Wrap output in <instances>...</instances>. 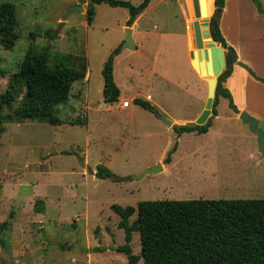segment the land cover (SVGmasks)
<instances>
[{
	"label": "rangeland",
	"instance_id": "rangeland-1",
	"mask_svg": "<svg viewBox=\"0 0 264 264\" xmlns=\"http://www.w3.org/2000/svg\"><path fill=\"white\" fill-rule=\"evenodd\" d=\"M9 1L17 7L19 38L11 49L0 46V92L27 53L33 61L45 48L51 65L86 68V76L73 83L69 100L58 105L59 124L27 119L0 125V264H129L126 254L116 250L125 242V232L118 227L120 216L112 210L113 203L264 196V154L258 136L222 96L207 133H182L180 151L171 164L164 163L168 139L172 148L180 135L158 115L190 119L205 97L204 91L193 90L194 74L184 68L187 25L191 36L195 19L192 0H185L186 5L183 0H153L138 19V49L123 51L128 8L92 5L90 0ZM128 1L137 5L142 0ZM214 1L205 0L209 18ZM259 1L264 8V0ZM74 4L83 10L70 12ZM250 5L252 0H242L245 16L240 21L234 14L230 17L247 24L246 40L255 44L259 71L264 72V24L258 25L263 31L253 29ZM91 6L95 15L88 22ZM157 45L162 56L173 50L169 65L174 83L161 74L167 66L153 56ZM110 56L121 90L112 103L104 100L102 74ZM252 78L249 101L258 108V126L264 132V87L258 85L264 83ZM137 90L141 94L136 97L156 104L152 106L158 115L133 102ZM21 94L17 92L13 109L20 106ZM74 120L86 123L72 124ZM158 159L166 164L160 171L139 179L120 178L140 174ZM98 164L114 175L97 177ZM135 218L132 215L130 222ZM131 246L135 254L141 253L137 231ZM138 264H144L142 258Z\"/></svg>",
	"mask_w": 264,
	"mask_h": 264
},
{
	"label": "trees",
	"instance_id": "trees-1",
	"mask_svg": "<svg viewBox=\"0 0 264 264\" xmlns=\"http://www.w3.org/2000/svg\"><path fill=\"white\" fill-rule=\"evenodd\" d=\"M92 5L108 3L113 7L129 9L127 25H131L144 11L151 0H142L135 5L128 0H90ZM226 0H215V10L210 18L212 38L225 49L226 68L217 81L212 113L217 115L219 97L228 99L229 106L239 112L231 91L224 81L231 75L236 62L234 48L228 44L220 29L222 8ZM259 13L264 8L259 0H252ZM95 10H87L88 22L94 18ZM19 21L17 7L13 1L0 2V46L11 49L18 38ZM52 37L51 34H47ZM114 58L104 63L103 97L106 102H115L121 90L114 79ZM86 68L79 70L63 62L49 63L48 48L36 54L32 61L27 53L20 70L11 75L8 87L0 92V125L6 122H21L27 119L59 124L58 105L69 100L75 81L84 79ZM264 83V78H259ZM21 91V104L13 109L17 92ZM134 103L156 111L147 99L136 97ZM157 113V112H155ZM74 120L72 124H85ZM210 126L205 124L174 125L175 131L205 133ZM177 143L167 152L164 163L171 161ZM95 175L105 178L114 175L104 164H98ZM38 212L44 207L36 204ZM111 208L120 216L118 227L125 232V242L116 250L126 254L129 264H264V196L232 199H156L141 200L137 206H122L113 203ZM136 214L133 222L130 217ZM7 222H3L2 227ZM139 232L141 253L135 254L131 240L133 232Z\"/></svg>",
	"mask_w": 264,
	"mask_h": 264
},
{
	"label": "crops",
	"instance_id": "crops-1",
	"mask_svg": "<svg viewBox=\"0 0 264 264\" xmlns=\"http://www.w3.org/2000/svg\"><path fill=\"white\" fill-rule=\"evenodd\" d=\"M152 1L153 0L150 1L147 8L144 11H142L137 16L135 21L132 23L131 27L133 30V37H134L135 46H136L135 49H133V50H137L139 47V42H138L139 37L135 36V32L137 31L136 26L139 23L138 19H140L143 16V14L148 10V8L152 7V5H151ZM183 1L186 5L185 0H183ZM241 3H242V0H226L225 1V5L222 8V13H221V18H220V29H221V32L224 35L226 41L228 42V44L234 48V51L236 53V61H240V62H243L244 64H246L249 67L250 71L246 70L241 65L234 63L232 73L224 81V86L227 87L231 91V93L234 97V102L237 105V108L239 110V112H237L238 116L242 110H245L250 115L254 116L256 119H259V114L257 111L258 108L256 106L254 107L253 105H251L250 101H249V82L251 79L250 83L255 84V81L253 80L252 77H254L256 79L258 78V80H259V78H264L263 77L264 72L259 71L260 64H259L258 59L260 57L258 56L256 51H254L255 48L253 46L255 44L254 43L249 44V40H246V38L248 37V26L246 23L242 24V22H239L241 20V17L245 16V12L243 11V9L241 7ZM150 5H151V7H149ZM250 11H251V16H252V19L254 22L253 23L254 24L253 29H255L256 31H258V29L260 31H263L258 25L260 23L264 24V15H262L261 13L258 12L255 4L253 6L250 5ZM232 14H234V17H236V18L239 17V21L238 20H232V18L230 17ZM185 15L187 16V14H185ZM187 17H186V20H187ZM66 20H68V18ZM126 25H127V23H126ZM126 25H125V27H127ZM186 39H187V45L185 46V54L187 56V65L185 64V66H184L185 72H188V70H189V71H191V73L194 74L195 78H193V85L196 89H193V90H195V92H197V93H199V91L200 92L204 91L205 97L202 100L200 108L197 110L195 115H193V117H191L190 119H182L180 116L169 117L170 120L172 121L173 125H171V127H168L169 125H167V124L166 125H167V128H170V129L171 128L174 129V125H184L185 123L189 124L188 122H192L191 124H193L195 122L196 118H198V116L201 114V112L204 108V105H205V101L207 99V90H208L207 80H205L204 78H201V75H199L194 70L193 66L191 65L190 52L192 50V43H191L190 32L188 30V25H187ZM123 42H124V40H123ZM123 50L124 49H122V51ZM133 50H130V51H133ZM161 54L162 53L160 51V47L157 45L156 51L153 52V56H154V58L158 57V58H162V60L164 59V63H165L164 65L167 66V68H164L161 74H162V76L163 75L167 76V79H166L167 81L170 82L172 80V82H173V80H175L173 77L174 71H172V69H170L171 67L169 65V63L172 62L171 57L174 55L173 50L171 52H168V56L167 55L162 56ZM185 84L187 86H189L187 82H185ZM258 85H260L261 88L264 87L261 83H258ZM169 86H170V84L167 85V87H169ZM168 89L170 90V88H167V90ZM139 94H141V92L139 90H137L132 95L131 98H136V96ZM150 99H152V97ZM149 101H151V100H149ZM133 102H134V100H133ZM152 104L154 106H156V104H154V103H152ZM127 107L129 108V104ZM185 133H197V132L196 131L184 132L183 134H185ZM183 134H181L180 136H177V140H178L177 149L172 153L171 161L167 164H171L173 162V160L175 159V155L180 151L179 139ZM202 134L203 133H201L199 135H202ZM171 144H172V139L169 138L168 142H167V148H169V150L171 148ZM158 162H161V160L158 159ZM162 165H163V167H165L166 164L163 163Z\"/></svg>",
	"mask_w": 264,
	"mask_h": 264
},
{
	"label": "water",
	"instance_id": "water-1",
	"mask_svg": "<svg viewBox=\"0 0 264 264\" xmlns=\"http://www.w3.org/2000/svg\"><path fill=\"white\" fill-rule=\"evenodd\" d=\"M192 3L195 19L190 24L192 43V50L190 52L191 65L199 75H201L202 77H206L208 87L207 99L205 102L204 109L202 110L198 118H196L195 120V124L202 125L208 121L213 110V103L218 77L226 68V49L221 44L216 42L211 36L210 18L206 16L207 11L205 0H192ZM82 10L83 7L79 4H74L70 8V12ZM64 19H67V16L64 17ZM125 31L126 37L121 45V49H135L136 46L133 37L132 27L127 26L125 28ZM235 63L243 66L248 71H250L249 67L243 62L236 61ZM159 116L167 125H173L172 121L165 115L160 114ZM239 117L243 122L248 123L250 129L257 134L258 147L260 151L264 154V132L259 128L257 119L245 110H242L239 113ZM162 168V163L158 162L156 165L146 168L140 174H133L120 178L127 180L132 178L139 179L152 172H158Z\"/></svg>",
	"mask_w": 264,
	"mask_h": 264
},
{
	"label": "built area",
	"instance_id": "built-area-1",
	"mask_svg": "<svg viewBox=\"0 0 264 264\" xmlns=\"http://www.w3.org/2000/svg\"><path fill=\"white\" fill-rule=\"evenodd\" d=\"M128 104H129V101H125V102H124V105H125V106H128Z\"/></svg>",
	"mask_w": 264,
	"mask_h": 264
}]
</instances>
